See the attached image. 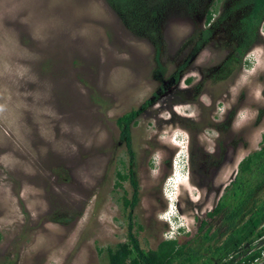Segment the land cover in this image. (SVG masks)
Here are the masks:
<instances>
[{"label":"rangeland","instance_id":"1","mask_svg":"<svg viewBox=\"0 0 264 264\" xmlns=\"http://www.w3.org/2000/svg\"><path fill=\"white\" fill-rule=\"evenodd\" d=\"M206 2L212 25L171 6L155 39L107 0H0V264H107L129 229L148 249L220 224L205 214L264 136V18L221 78L233 1ZM131 110L128 146L116 119Z\"/></svg>","mask_w":264,"mask_h":264},{"label":"trees","instance_id":"2","mask_svg":"<svg viewBox=\"0 0 264 264\" xmlns=\"http://www.w3.org/2000/svg\"><path fill=\"white\" fill-rule=\"evenodd\" d=\"M232 1L231 7L217 20L219 22L233 20L225 26L226 30L221 32L225 35L226 41L236 43L232 48L235 55L230 61L227 60L214 68L221 78H225L232 69L231 61H234L233 65L241 63L240 59L243 58L249 43H253L264 18V0ZM107 2L119 13L120 19L122 18L129 28L143 29V32L155 39L160 34V23L171 6L179 7L178 9L190 15L197 12L204 17V24L207 25H212L215 12L213 6H207L206 0H107ZM212 30L211 26L201 30L200 34L204 40L215 32ZM156 46L159 51L158 43ZM180 71L181 69L173 73L175 81ZM189 81L190 78L186 79V82ZM137 113L138 110H131L116 119L120 135L128 146L129 124ZM232 116V112H229L221 125L228 127ZM127 176L117 171L115 184L120 185V180ZM135 201V192L132 193L131 199L123 197L124 206L132 207ZM205 216L209 219L219 216L220 224L214 226L208 220H202L197 227L200 233L198 238L183 242H179L175 237L162 239L155 248L141 247L136 234L129 229L126 240L106 248L107 264H253L254 259L264 252V136L260 147L238 162L234 178Z\"/></svg>","mask_w":264,"mask_h":264},{"label":"clouds","instance_id":"3","mask_svg":"<svg viewBox=\"0 0 264 264\" xmlns=\"http://www.w3.org/2000/svg\"><path fill=\"white\" fill-rule=\"evenodd\" d=\"M178 161H180L181 163H178V165H177L178 169L177 170L175 169V172L177 174L179 172H181L182 169H183V161H184V159H183V153H181L180 155H178ZM177 174H175L174 177L172 178L173 185L172 184L171 185L170 184H167V182L164 184L165 185V191H164V193H165L166 198L169 201L168 202V205H170V203L177 204V202H178V197L175 196V194H176L175 193L176 192V189H175L176 184L175 183H176V180H177V177H178ZM168 220H169V218H168ZM180 230H182V227H180L179 225H177L176 226V231L177 232H180Z\"/></svg>","mask_w":264,"mask_h":264},{"label":"built area","instance_id":"4","mask_svg":"<svg viewBox=\"0 0 264 264\" xmlns=\"http://www.w3.org/2000/svg\"><path fill=\"white\" fill-rule=\"evenodd\" d=\"M253 264H264V252L260 253V256L254 259Z\"/></svg>","mask_w":264,"mask_h":264}]
</instances>
